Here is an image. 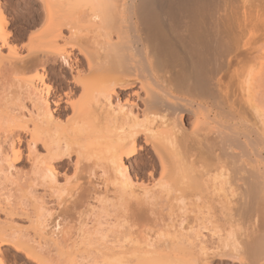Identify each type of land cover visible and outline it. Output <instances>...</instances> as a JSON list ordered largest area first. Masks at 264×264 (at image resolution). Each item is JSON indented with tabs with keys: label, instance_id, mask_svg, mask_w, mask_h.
I'll return each instance as SVG.
<instances>
[{
	"label": "bare ground",
	"instance_id": "1",
	"mask_svg": "<svg viewBox=\"0 0 264 264\" xmlns=\"http://www.w3.org/2000/svg\"><path fill=\"white\" fill-rule=\"evenodd\" d=\"M37 1L35 42L17 46L0 16V264L2 247L24 264H209L199 226L215 211L228 229L216 232L220 256L264 264V0ZM140 142L155 157L147 186L130 175ZM114 183L123 201L181 217L143 232V246L117 239L111 256L98 249L103 222L64 216ZM70 185L73 206L51 220L47 204Z\"/></svg>",
	"mask_w": 264,
	"mask_h": 264
},
{
	"label": "rangeland",
	"instance_id": "2",
	"mask_svg": "<svg viewBox=\"0 0 264 264\" xmlns=\"http://www.w3.org/2000/svg\"><path fill=\"white\" fill-rule=\"evenodd\" d=\"M40 8H41V5H40V2H38L37 0H0V16L3 18V20H5L6 21V23H7V31L12 35V37H13V39H14V43L17 45V46H21V45H23V44H26L27 42H29L30 40H32V41H36V36L39 34V31L41 32L42 31V20H43V13L40 11ZM64 33H66V31H64ZM67 49L68 50V47H66V45L63 43V42H59L56 46H54V48L53 49H56V50H58V49ZM23 50L21 49V52H22ZM6 52V51H5ZM73 54H74V56L77 58V59H79L80 61L82 60L81 58H80V56H78L77 55V53H76V51H73ZM5 57L7 56V53H6V55L5 54H3ZM66 75V74H65ZM67 76V77H66ZM65 77L67 78V79H70V76L67 74ZM54 83V85L56 86V87H59V88H63V89H61L62 91H67V89L64 87L65 86V84H64V82L62 83V81L61 80H59V79H57L55 82H53ZM70 85L71 84H69V87H70ZM58 88V89H59ZM74 91V94H73V100L74 101H78L80 98H79V90H77L76 91V89H74L73 90ZM127 93L129 92V91H126ZM126 92H122V93H119V95H120V97L121 98H125V93ZM28 106V105H27ZM62 106V105H61ZM66 112V113H65ZM61 116L59 117V121L61 120L62 121V123H64V122H66V120L68 119V117H69V119L71 118L70 116L72 115V112L70 111V109H67V110H65L64 112H62V114H60ZM66 119V120H65ZM68 119V120H69ZM187 118H185V120H186ZM65 120V121H64ZM60 121V122H61ZM64 121V122H63ZM140 141V140H139ZM140 144L142 145V147H143V151H141V155L140 156H138L137 158H136V160H135V163H131L130 164V175H131V177H132V179L134 180V181H136V183L138 184V186L139 185H143V186H147V184H149L150 183V178H149V171H150V163L151 162H153L154 160H155V157H154V155H153V153H152V151H150V149H149V146H145V145H143V143L142 142H140ZM39 151H41V150H39ZM150 158V159H149ZM74 160V157H72L71 159H70V162L69 163H67L66 164V167L69 169V171H68V174L69 175H67V177H69L70 179H69V182H71L70 184H72V183H74V182H77L76 181V179H77V174H75V176H77L76 178H74L75 176H74V172H73V170H72V163H71V161H73ZM65 162H67L66 160H65ZM64 162V163H65ZM89 163V162H88ZM87 162H86V164H88ZM145 163V164H144ZM82 166H84V161H83V163H82ZM86 166V165H85ZM84 168V167H83ZM85 170V169H84ZM84 170L82 171V172H84ZM80 173L79 174V178H78V183H85V184H83V185H85V186H88V184H86V182H87V179H88V175L86 174V173ZM85 172H87V169L85 170ZM96 172V173H95ZM95 174H96V177H95V175L92 177H90L91 179H89V181L91 180V182L92 183H98V178H99V176L98 175H100L101 174V172H100V170L99 169H97V171L95 170ZM88 173V172H87ZM108 175L109 176H111L112 177V173L111 172H109L108 173ZM81 176V177H80ZM98 177V178H97ZM73 178H74V180H73ZM73 181V182H72ZM100 182V181H99ZM62 183H64V181H62ZM75 184V183H74ZM73 184V185H74ZM136 184V185H137ZM65 185V183L63 184V186ZM114 185V186H113ZM70 187H71V185L70 186H68V188H69V190H68V188L66 189V190H68V191H64L63 193H61V198L59 199V200H57V201H59L58 203H59V205H58V203L57 202H50L49 204H47V206L49 207V208H51L52 207V210H54V211H51L52 212V214H53V216L50 218L51 220L52 219H54L57 215H60V217H61V213H58V212H60L59 211V209H64V207L65 206H73L72 204H69V201H67L68 199H69V197H70V194L72 195V193H70L71 191H72V189H71V191H70ZM88 187H91V186H88ZM96 189H98V191H97V193H99L98 195H97V193H96V195L94 196V195H90V197H88L87 199H86V201H84L83 203L81 202V204L82 205H80L79 204V206L76 204V206H78V207H76V208H78L77 210H76V212H72V214H73V216H70L71 215V213L69 214V213H67V215H65L64 217H67V219H69L68 221L70 222V224L72 223V227H74L75 228V225L77 226V225H79V224H77V221H79V223H81L82 221H84V219L86 218V223L88 224V225H90L91 224V222L92 221H95V223H93V224H96V222H97V225H98V223H102L100 226H101V229H102V233H101V231H100V233L101 234H99L97 237L99 238L100 237V235H103L104 237H106V241H105V244H104V242H102L103 244L102 245H99V246H102V247H99L98 246V249H108V252H109V249H113V250H115L116 252H117V250L119 249L118 248V245L120 244V243H116V240L118 239V240H120L121 238L123 239V240H125V241H127V239L128 238H130V236H131V238H133L134 240L136 239V241H138V242H136V243H133V245L132 244H129V242L127 241V243L125 242V248H127V247H138L139 245H142V242H143V239H144V233L143 232H146V230L147 231H149V229H158V226L155 224V223H157L158 222V225H161V224H164V222H165V225H166V223H171V222H174V221H176L175 220V218H180L181 216H180V212L179 211H177L176 209H173V210H176V211H173V210H171V211H169V215H168V211L165 209V208H163L162 206H160V203H158V205L156 204L155 206H152L154 209H152L151 207V209H152V211H150L149 210V208L147 209V207H149V206H147L146 204L144 205V203H142L141 204V206L140 205H136L135 204V201L134 200H131V201H129L128 200V198H129V196H128V198L126 199V201H123L119 196H117V195H114V190H113V187H115V183L114 184H110L109 185V187H108V191H107V193H104L103 191H102V189H101V185H99V186H94ZM101 189V190H100ZM110 191V192H109ZM113 193H112V192ZM103 192V193H102ZM101 193V194H100ZM111 193V194H110ZM109 194V195H108ZM113 194V195H112ZM101 195V196H100ZM106 195V196H105ZM115 196H116V198H115ZM98 197L100 198V200L98 199ZM101 197H102V199H101ZM109 197V198H108ZM93 198H95V199H93ZM109 199V200H108ZM120 199H121V201H120ZM66 200V201H65ZM98 200V201H97ZM128 200V201H127ZM66 203H65V202ZM90 201V202H89ZM102 201V202H101ZM118 201V202H117ZM122 201H123V203H122ZM103 202H104V204H103ZM112 202V203H111ZM134 203V204H133ZM68 204V205H67ZM86 204H87V206H86ZM106 204V205H105ZM121 204V205H120ZM95 205V206H94ZM99 205V206H98ZM117 207H116V206ZM142 205H144V206H142ZM64 206V207H63ZM69 206V207H70ZM93 206H94V208H93ZM98 206V207H97ZM123 206V207H122ZM147 206V207H146ZM70 207V208H71ZM89 207H90V209H89ZM96 207V208H95ZM134 207V208H133ZM142 209H141V208ZM54 208V209H53ZM59 208V209H58ZM80 208V209H79ZM85 208V209H84ZM99 210H98V209ZM100 208H101V210H100ZM103 208V209H102ZM105 208V209H104ZM122 208V209H121ZM160 208V209H159ZM57 210V212H56V210ZM62 209V210H63ZM86 209H88L89 211L91 210V212H93V214H88L89 212H85L84 210H86ZM138 209H139V211H138ZM146 209H147V211H146ZM94 210V211H93ZM155 210V211H154ZM78 211L79 212H81L82 211V213L83 214H85V215H82L83 217V219L81 220V217H80V219L78 218ZM138 211V212H137ZM173 211V213H170V212H172ZM62 212V211H61ZM90 212V213H91ZM97 213V216H96V214H94V213ZM153 212H154V214H153ZM155 212H157L156 214H155ZM175 212V213H174ZM216 213H213V214H211L209 217H211V219L209 220V218H208V221L206 222L205 220V224L202 222V224L204 225H201L200 224V226L199 227H201L202 228V230L200 229V234L202 235V237H203V239H202V237H201V239L202 240H204V242L201 240V244L203 245H201L200 247H202L201 249H203V251H205L204 253H207L206 254V258H209L210 259V261H209V264H223V261H224V264H238V260L236 259V260H231V259H229V258H225V257H221L220 256V252H219V249L217 250L216 248L217 247H219V242H217L216 241V239L219 237V234L220 235H224L223 233L225 232V231H227L226 230V228H227V225H225V223H223V220L221 219V215H220V213L218 212V211H215ZM56 213V214H55ZM143 213H144V215H143ZM166 213V214H165ZM69 214V215H68ZM75 214V215H74ZM153 214V215H152ZM171 214V215H170ZM217 214V215H216ZM91 215V216H90ZM158 215V216H157ZM163 215V216H162ZM174 215V216H173ZM70 216V217H69ZM96 216V217H95ZM140 216V217H139ZM170 216H173V217H170ZM190 217L188 218L187 217V214H186V218H185V220L186 221H184V224H186V223H188V222H190L191 221V216H193L192 214H190L189 215ZM72 217H75V218H72ZM94 217V218H93ZM147 217H148V219H147ZM155 217V218H154ZM168 217H169V219H168ZM205 217V216H204ZM219 217V218H218ZM71 218V219H70ZM78 218V219H77ZM88 218H89V221H88ZM149 218H151V219H149ZM164 220H163V219ZM73 219V220H72ZM94 219V220H93ZM99 219V220H98ZM157 219V220H156ZM160 219V220H159ZM174 220V221H171L170 222V220ZM76 221L75 223L73 222V221ZM91 220V221H90ZM97 220V221H96ZM217 220V221H216ZM221 220H222V222H221ZM107 221H109V222H107ZM150 221V222H149ZM153 221V222H152ZM210 221V223H208ZM216 221V222H215ZM218 221H219V224H218ZM84 222V223H85ZM161 222V223H160ZM221 222V223H220ZM84 223H81V224H84ZM105 223V224H104ZM119 223V224H118ZM121 223V224H120ZM135 224V226L131 229V230H129V226H130V224ZM160 223V224H159ZM80 224V225H81ZM133 224V225H134ZM150 224H152V225H150ZM117 225V226H116ZM123 227H122V226ZM157 226V227H155L154 228V226ZM206 225H208V226H206ZM212 225V226H211ZM224 225V226H223ZM244 225H247V224H244ZM244 225H241V227L239 228L240 230H238V231H242L243 232V229L245 228V229H247V227L248 226H244ZM70 226V225H69ZM70 226V227H71ZM84 226V225H83ZM109 226V227H108ZM111 226H112V228H111ZM244 226V227H243ZM78 227V226H77ZM115 227V228H114ZM205 227V228H204ZM217 227V228H216ZM222 227H223V229H222ZM242 227H243V229H242ZM109 228V231H107L106 229H108ZM111 228V229H110ZM210 228H211V230H210ZM213 228V229H212ZM100 229V230H101ZM118 229H119V231H118ZM207 229V230H206ZM217 229V230H216ZM244 229V230H245ZM69 230H73L74 231V229H69ZM111 230V231H110ZM114 232H113V231ZM225 230V231H224ZM249 230V229H248ZM118 231V232H117ZM207 231V232H206ZM218 231L220 232L219 234H217L218 233ZM110 232V233H109ZM113 232V233H112ZM123 232H125L126 234L124 235V233ZM142 232V233H141ZM216 233L217 234V236H216V234H213V233ZM223 232V233H222ZM248 233L250 232V231H247ZM128 233V234H127ZM212 233V234H211ZM246 233V232H245ZM98 234V233H97ZM120 234V235H119ZM131 234V235H130ZM106 235V236H105ZM211 235V236H210ZM117 236V237H116ZM118 236H120V237H118ZM126 236H127V239H125L126 238ZM217 237V238H216ZM115 239L114 241H113V239ZM120 238V239H119ZM211 238V239H210ZM129 240V239H128ZM112 241V242H111ZM107 242V243H106ZM117 242H119V241H117ZM203 242V243H202ZM216 242V243H215ZM96 243V244H95ZM93 245L94 246H97V243H99V244H101L100 242H95ZM205 243V244H204ZM219 245H218V244ZM117 244V245H116ZM105 245V246H104ZM135 245V246H134ZM137 245V246H136ZM143 246V245H142ZM206 247V249H205V247ZM117 247V248H116ZM91 248H92V246H91ZM97 248V247H96ZM95 248V249H96ZM2 249V256H4V261H5V263H7V264H24V261L21 259V258H17V259H13V257H12V255H11V253L9 252L10 250L8 249V248H6V247H2L1 248ZM92 250V249H91ZM93 250H94V247H93ZM92 250V252H91V254L93 255V254H95V253H93L94 251H96V250H94L93 251ZM114 251V252H115ZM119 251V250H118ZM203 251H202V253H203ZM112 251H110L109 253H111ZM204 253H203V255H201L200 256V260H203L204 259ZM91 254H89V256L90 257H93V256H97L96 254L95 255H91ZM211 254H213V255H211ZM114 256V253H111V256ZM118 255V252H117V254H116V256ZM109 256H110V254H109ZM108 256V257H109ZM208 256V257H207ZM203 257V258H202ZM94 258V257H93ZM97 258V257H96ZM96 258H94L95 260H96ZM98 258H99V255H98ZM97 258V259H98ZM202 258V259H201ZM94 259H93V261H94ZM208 259V260H209ZM91 259H89V261H90ZM99 260H101V258L99 259ZM99 260L97 261V262H99ZM92 261V262H93ZM95 261V262H96ZM101 262H99V264H100ZM91 264V263H90ZM247 264V263H246ZM249 264V263H248Z\"/></svg>",
	"mask_w": 264,
	"mask_h": 264
},
{
	"label": "snow or ice",
	"instance_id": "3",
	"mask_svg": "<svg viewBox=\"0 0 264 264\" xmlns=\"http://www.w3.org/2000/svg\"><path fill=\"white\" fill-rule=\"evenodd\" d=\"M65 63H67V61H65Z\"/></svg>",
	"mask_w": 264,
	"mask_h": 264
}]
</instances>
